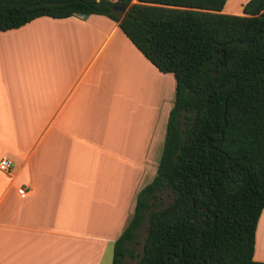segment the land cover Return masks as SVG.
<instances>
[{
  "label": "crops",
  "instance_id": "1",
  "mask_svg": "<svg viewBox=\"0 0 264 264\" xmlns=\"http://www.w3.org/2000/svg\"><path fill=\"white\" fill-rule=\"evenodd\" d=\"M153 80L167 86L150 106ZM173 93L174 77L105 16L0 32V159L12 162L0 172V264H112L156 175ZM253 259L264 262V210Z\"/></svg>",
  "mask_w": 264,
  "mask_h": 264
},
{
  "label": "trees",
  "instance_id": "2",
  "mask_svg": "<svg viewBox=\"0 0 264 264\" xmlns=\"http://www.w3.org/2000/svg\"><path fill=\"white\" fill-rule=\"evenodd\" d=\"M133 1L0 0V32L40 17L105 16L175 79L156 175L112 264H264L253 259L264 210V0L242 15L224 14L227 0Z\"/></svg>",
  "mask_w": 264,
  "mask_h": 264
},
{
  "label": "rangeland",
  "instance_id": "3",
  "mask_svg": "<svg viewBox=\"0 0 264 264\" xmlns=\"http://www.w3.org/2000/svg\"><path fill=\"white\" fill-rule=\"evenodd\" d=\"M249 0H227L226 1V4H225V11H232V12H238V13H241L242 12V7L243 5H245ZM133 2H136L135 0ZM152 79V78H151ZM166 81V80H165ZM167 82V81H166ZM164 86L166 88L167 86V83H164L163 85L162 84H159L158 82L156 81H150V85H149V88L146 89V93L145 95H147V93L149 92V96H148V100H149V104L151 106V102L153 103L156 99H157V96H162V91H161V87ZM161 92V93H160ZM165 94V93H164ZM173 96H174V93H173ZM174 98V97H173ZM173 104V102H172ZM172 106V105H171ZM168 106H163L161 107V109L164 110V108H166ZM162 117H163V113L161 114L160 112V121L162 120ZM166 118H167V115H166ZM164 123L166 122V119L165 121H163ZM145 224L141 227V229L138 231L137 233V240L139 242H141L144 237H145ZM138 251L140 252L141 251V247L139 246L138 247ZM134 261H131L129 260L128 258H126L124 260V264H133Z\"/></svg>",
  "mask_w": 264,
  "mask_h": 264
},
{
  "label": "built area",
  "instance_id": "4",
  "mask_svg": "<svg viewBox=\"0 0 264 264\" xmlns=\"http://www.w3.org/2000/svg\"><path fill=\"white\" fill-rule=\"evenodd\" d=\"M11 168H12V162L9 159L5 157L0 159V172L7 173L11 170ZM17 194L19 196H25L26 190L24 188H19L17 190Z\"/></svg>",
  "mask_w": 264,
  "mask_h": 264
},
{
  "label": "water",
  "instance_id": "5",
  "mask_svg": "<svg viewBox=\"0 0 264 264\" xmlns=\"http://www.w3.org/2000/svg\"><path fill=\"white\" fill-rule=\"evenodd\" d=\"M113 10L120 11L121 13H125V8H121V7H118V6H114Z\"/></svg>",
  "mask_w": 264,
  "mask_h": 264
}]
</instances>
